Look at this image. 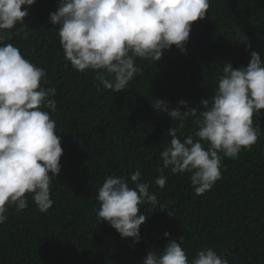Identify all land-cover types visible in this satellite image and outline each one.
Listing matches in <instances>:
<instances>
[{
    "label": "trees",
    "instance_id": "1",
    "mask_svg": "<svg viewBox=\"0 0 264 264\" xmlns=\"http://www.w3.org/2000/svg\"><path fill=\"white\" fill-rule=\"evenodd\" d=\"M59 3L24 6L25 23L0 42L14 44L45 69L42 86L56 89L57 110L48 111L64 150L51 185L53 207L41 212L27 194L28 208H11L0 225V264H143L149 252L162 251L170 240L181 243V237L189 259L211 247L229 264H264V110L253 117L258 141L235 159L225 157L221 178L197 195L192 173L173 174L160 158L171 127L182 141L196 138V117L180 127L181 121L153 106L162 99L184 112L183 100L198 116L205 110L201 100L211 106L226 63L247 67L253 51L264 61V0H210L206 17L192 25L186 53L173 45L160 61L137 58L142 72L119 93L105 89L94 70L79 72L65 60L59 26L50 20ZM137 170L159 203L141 206L147 220L134 243L100 222L96 197L110 175L126 176L134 187L130 176ZM161 174L164 188L155 184Z\"/></svg>",
    "mask_w": 264,
    "mask_h": 264
},
{
    "label": "clouds",
    "instance_id": "2",
    "mask_svg": "<svg viewBox=\"0 0 264 264\" xmlns=\"http://www.w3.org/2000/svg\"><path fill=\"white\" fill-rule=\"evenodd\" d=\"M35 3L0 0V42L25 23L29 11L24 6ZM209 8L210 0H60L50 20L59 26L65 60L79 72L94 70L105 89L119 93L142 72L137 58L160 61L173 45L186 53L193 23L204 19ZM46 75L14 44L0 43V225L7 221L11 208H28L27 194L41 212L54 204L51 185L61 172L64 150L48 111L57 110L52 99L56 89L42 86ZM179 103L188 110L170 109L162 99L153 106L173 121H181L180 127L184 119L195 116L196 138L188 135L182 141L177 128L171 127L170 144L160 158L173 174L192 173L191 186L203 195L221 178L223 159L237 158L259 139L253 121L264 110V61L259 52H251L247 67L234 69L231 62L225 64L211 106L209 99L201 100L205 110L198 116L186 101ZM130 182L134 187L126 176L105 178L96 197L100 202L97 216L122 238L139 243L141 225L147 220L141 206L151 204L155 209L159 202L139 170L131 174ZM166 183L163 174L155 180L160 188ZM180 239L181 243L170 240L160 252H149L143 264H229L211 247L189 259Z\"/></svg>",
    "mask_w": 264,
    "mask_h": 264
}]
</instances>
